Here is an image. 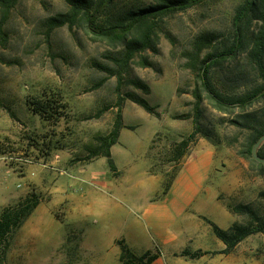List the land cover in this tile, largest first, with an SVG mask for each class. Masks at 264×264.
I'll list each match as a JSON object with an SVG mask.
<instances>
[{"label": "rangeland", "instance_id": "rangeland-1", "mask_svg": "<svg viewBox=\"0 0 264 264\" xmlns=\"http://www.w3.org/2000/svg\"><path fill=\"white\" fill-rule=\"evenodd\" d=\"M114 1L117 13L152 2ZM241 2L208 0L166 16L158 26L156 51L138 52L122 69L113 59L122 56V46L96 37L84 23L49 29L51 17L68 11L66 0L18 1L0 35V135L6 149V153L0 154V209L32 191L40 194L41 203L47 205L40 207L18 230L7 253L8 264H119L121 247L111 244V237L125 230L105 212L112 192L105 179H97L110 169L105 157L84 159L88 147L95 144L98 135L112 129L121 108L127 127H123L113 147L118 165L133 162L139 170L155 164L169 168L167 150L193 131V91L198 87L200 61L194 60L191 52L205 34L216 46L230 44L233 15ZM258 24L257 19L253 20L251 29H257ZM213 49L204 48L200 60ZM249 57L243 51L213 67L211 76L215 84L229 94H241L259 84V72ZM144 58L151 66L141 64ZM133 78L148 84L149 92L132 84ZM128 91L148 99L159 116L126 97ZM42 92L58 93L68 102L60 120L41 119L26 104L28 96ZM119 94L124 97L120 107L116 105ZM201 107L202 123L213 142L197 135L186 157L204 151L206 146L215 151L216 165L208 182L220 185L226 205L218 223L224 229L234 222L248 225L254 219L231 208L248 204L257 217L264 216V173L252 167L241 153L251 131L230 121L239 113L238 109L233 114L220 112L204 93ZM261 107L264 102L251 109ZM100 110L102 114L97 117ZM29 136L38 142L31 143ZM50 140L52 148L47 146ZM80 174L90 180L74 184ZM36 176L34 180L29 178ZM156 182L146 181L152 185ZM91 183L96 188L90 197L74 203L72 198L63 199V191L58 193V188L65 189L70 184L71 194L78 195L81 190L90 193ZM96 194L102 198H96ZM112 199L129 208L125 200L114 194ZM38 214L42 226L39 228L35 217ZM176 257L177 261L181 258L177 264H264V233L247 237L230 252L210 250L195 259Z\"/></svg>", "mask_w": 264, "mask_h": 264}, {"label": "trees", "instance_id": "trees-1", "mask_svg": "<svg viewBox=\"0 0 264 264\" xmlns=\"http://www.w3.org/2000/svg\"><path fill=\"white\" fill-rule=\"evenodd\" d=\"M19 0H0V11L2 17L0 19V35H3V24L9 17L10 11L18 3ZM152 2L146 6L128 8L117 13L114 0H66L69 9L66 12L59 13L49 19V29H54L68 24L73 26L79 22L84 23L88 29L95 34L96 37L106 39L110 43L122 46V56L117 59L113 58L117 63L126 69L132 58L141 51L147 49L155 50L157 47L159 35L158 26L160 22L168 15L184 11L189 8L199 6L208 0H151ZM116 13V14H114ZM258 20V28L251 29L250 25L253 20ZM233 39L228 45L216 46L213 39L205 34L197 40L195 47L191 52L194 60L200 61L198 68V87L194 89V119L193 131L190 135L175 142L167 150V161L171 164V168L164 165H153L151 171L160 170L164 174L163 186L167 190L179 168L183 157L188 153V149L193 143V139L197 135L211 140V136L206 132V127L202 123V107L203 93L209 99L210 103L220 112L233 114L238 109L239 113L230 121L238 128L249 129L245 143L243 144L242 155L252 163V167L259 169L260 173H264V163H260L254 159L252 148L256 141L264 134V107L260 109H251L255 104L264 102V0H243L235 9L232 19ZM213 46L214 49L208 52L201 60L200 54L204 48ZM247 49V50H246ZM247 51L250 61L257 68L261 82L253 88L241 94H229L222 91L213 81L211 69L217 65L237 57L241 52ZM144 66H151V63L144 58L141 61ZM102 70L109 71L108 68L100 64H95ZM131 83L137 88L149 92V86L139 78L131 79ZM120 87H118V90ZM58 95V96H57ZM58 93L46 94L42 92L38 96H28L26 104L36 114H39L44 120H60L64 115L68 102L62 100L63 96ZM126 97L143 107L148 113L159 116L155 107L148 99L138 95L133 91H128ZM124 97L118 95L116 105L121 106ZM63 107L62 109H60ZM10 114L14 113L7 107ZM100 110L95 115L101 116ZM184 115V114H183ZM182 115V116H183ZM181 116V115H180ZM124 125L121 108L117 112L112 129L104 134L96 137L93 146L88 147V153L84 159L89 160L97 156L105 157L109 169L116 174V165L112 156V146L115 145L120 138L121 130ZM45 136V134H42ZM31 143L38 142L34 136H29ZM47 142V146L52 148V144ZM212 141V140H211ZM213 142V141H212ZM54 147H56L54 145ZM6 153L3 137L0 135V154ZM259 156L264 158V142L258 150ZM41 203V196L32 191L25 197L17 201L7 204L0 209V264H8L7 253L15 238L18 230L23 226L24 222L34 212L36 207ZM233 211L246 213L250 215L254 221L248 225H242L234 222L228 229L221 228L212 220L207 219L210 223L215 235L221 239L226 248L224 252H230L240 242L247 237L264 233V216L257 217L254 209L250 205L239 204L231 208ZM121 252L118 256L119 264H152L159 257L158 252L146 251L139 253L130 247L124 240H119ZM209 251L196 249L192 250L186 247L176 255L188 259H195L208 253Z\"/></svg>", "mask_w": 264, "mask_h": 264}, {"label": "crops", "instance_id": "crops-1", "mask_svg": "<svg viewBox=\"0 0 264 264\" xmlns=\"http://www.w3.org/2000/svg\"><path fill=\"white\" fill-rule=\"evenodd\" d=\"M113 147L114 145L111 151L116 174L106 170L103 177H96L105 179L104 182L112 192L111 197L107 198L105 212L113 222H119L121 228L125 230L114 234L111 237V244L117 245L119 240H124L139 253L158 252L159 257L152 264H177L181 258L177 261L178 257L175 254L186 247L207 251L226 248L225 243L215 235L207 221L209 219L219 225L218 218L226 211L220 185L208 182L211 170L216 165H214L216 154L212 148L206 146L204 151L190 154L188 158L183 157L171 186L165 190L163 172L160 170L153 172L149 167L139 170L135 168L133 162L121 167L118 165L119 161ZM29 178L34 180L37 176ZM87 178L90 180V177L80 174L73 183H78V180L85 182L83 180ZM147 180L157 182L152 185L146 183ZM70 185L65 189L58 188V193L63 191L65 193L63 199L72 198V203L77 199L89 198L96 188V185L91 183L88 184L91 187L90 193L81 190L78 195L74 193L73 195L70 193ZM113 194L117 199L125 200L129 208L124 207L118 200H113ZM1 195L3 196V193H0V203L3 201ZM95 197L102 198L100 194H96ZM46 205L40 203L30 216L36 215V211ZM35 217L38 219V228L42 227L41 215ZM32 229L35 230V226ZM193 241L195 246L191 247ZM142 244H145V247H139Z\"/></svg>", "mask_w": 264, "mask_h": 264}, {"label": "water", "instance_id": "water-1", "mask_svg": "<svg viewBox=\"0 0 264 264\" xmlns=\"http://www.w3.org/2000/svg\"><path fill=\"white\" fill-rule=\"evenodd\" d=\"M263 142H264V134L256 141V143L254 144L252 148V155L254 159L260 163H264V158L259 156L258 154V150Z\"/></svg>", "mask_w": 264, "mask_h": 264}]
</instances>
